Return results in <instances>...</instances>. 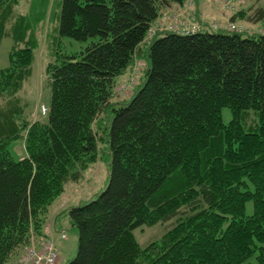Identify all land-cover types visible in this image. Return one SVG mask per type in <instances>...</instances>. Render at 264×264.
Listing matches in <instances>:
<instances>
[{
	"label": "trees",
	"instance_id": "trees-1",
	"mask_svg": "<svg viewBox=\"0 0 264 264\" xmlns=\"http://www.w3.org/2000/svg\"><path fill=\"white\" fill-rule=\"evenodd\" d=\"M185 1H62L59 37L90 44L47 64L45 121L23 106L0 109L8 124L0 130V264L22 255L33 235L47 237L51 206L98 162L104 138L109 182L69 210L79 240L68 264H264V34L198 24L189 35L149 37L163 11ZM16 6L0 0V41ZM249 21L264 26V7ZM20 24L10 28L14 39ZM32 62V47H13L0 95L23 89ZM138 66L144 82L127 101L117 88ZM15 140L27 153L19 160ZM171 221L140 247L136 230ZM53 224L59 238L65 232Z\"/></svg>",
	"mask_w": 264,
	"mask_h": 264
},
{
	"label": "rangeland",
	"instance_id": "rangeland-1",
	"mask_svg": "<svg viewBox=\"0 0 264 264\" xmlns=\"http://www.w3.org/2000/svg\"><path fill=\"white\" fill-rule=\"evenodd\" d=\"M35 1V2H34ZM63 0H19L20 6L15 7V14L11 16L5 27V34L0 41V71L9 66L10 51L14 46H28L33 48V62L31 64V75L25 81L21 91L13 93L4 92L0 95V109L13 110L14 107H24L33 119L46 120V115L42 113V106H46L49 110L52 99V90L48 85L46 76V67L53 59H60L62 55H75L83 51L89 42H78L70 38L59 37L58 25L56 21L60 14V8ZM32 3V5H31ZM35 3V5H33ZM199 9H198V8ZM264 7V0L247 1V0H186L182 7L174 6L169 10L163 11L160 19L161 24H155L157 31H163L173 23L186 24L188 27H198L200 25H209L214 29L211 32H221L220 29H229L233 26L242 32L243 36L264 34V26L262 24L251 23L249 20L257 8ZM195 10V11H194ZM191 12V13H190ZM199 12L201 21H192ZM24 17L19 19V15ZM190 19L191 22H188ZM176 20V21H175ZM181 22H177L180 21ZM18 21V22H17ZM20 24V29L16 27L17 38L14 39V33L11 26ZM18 23V24H17ZM206 23V24H205ZM16 24V25H15ZM218 29V30H217ZM56 30V32H55ZM53 34L52 50L48 47L47 41ZM58 35V36H57ZM163 34L158 35L161 37ZM18 43V44H17ZM51 52L53 55H51ZM144 74L140 72L135 75L137 86L128 94V90L119 89L121 96H125L127 101L133 97L142 82H144ZM131 77L130 71L121 77V84L125 79ZM15 104V105H14ZM12 108V109H11ZM224 123L228 124L232 118L231 111L227 108L222 111ZM4 120V119H3ZM1 121V120H0ZM3 129L8 124L6 121L0 123ZM7 125V126H4ZM11 154L15 160L24 158L27 153L24 142L15 140L10 146ZM109 144L106 138L100 143V155L96 164L83 172L82 177L77 182H70L66 186L65 193L59 197L51 206V212L48 218V227L53 228V221L60 229H64L67 240L62 241L59 251L58 264H68L72 261L78 252V234L73 229L68 212L71 208L77 207L84 202L96 198V194L102 191L109 182L110 154ZM254 213L253 202H248L246 206V214L248 216ZM174 226V222L157 224L153 226H145L134 232L141 248L147 247L150 243L159 240L168 230ZM33 238H36L34 235ZM29 245L25 248L27 250ZM21 255L12 263L15 264Z\"/></svg>",
	"mask_w": 264,
	"mask_h": 264
},
{
	"label": "built area",
	"instance_id": "built-area-1",
	"mask_svg": "<svg viewBox=\"0 0 264 264\" xmlns=\"http://www.w3.org/2000/svg\"><path fill=\"white\" fill-rule=\"evenodd\" d=\"M176 21V20H175ZM177 22H181L177 21ZM230 30H235L236 28L233 26L232 28H229ZM166 30L174 31L177 33H182L185 35H189L193 33L195 30H197V27H188L186 24L182 23H173ZM156 28H152L149 32V37H153L157 33ZM140 72V67L134 69L133 73L131 74V77L128 81L124 82V84H120L117 88V91L119 89H125L128 90V94H130L131 90L135 87L136 78L135 75ZM119 93V92H118ZM46 106H42V113L45 115L47 113ZM44 233L46 234V238L44 239H37V238H31L29 247L24 252V254L21 255L20 259L15 264H58L59 262V241L65 240L66 234L61 233L59 235V238L56 240L53 237V231L52 228L46 227L44 230Z\"/></svg>",
	"mask_w": 264,
	"mask_h": 264
},
{
	"label": "crops",
	"instance_id": "crops-1",
	"mask_svg": "<svg viewBox=\"0 0 264 264\" xmlns=\"http://www.w3.org/2000/svg\"><path fill=\"white\" fill-rule=\"evenodd\" d=\"M197 8H198V7H197ZM198 9H199V8H198ZM194 11H195V10H194ZM190 13H191V12H190ZM199 15H200L199 12H198V15H197V16H196V12L194 13V15L190 14V19H191V17H195V19H191V20H192V21L195 20L196 22H197V21L199 22V21H201L200 18H199ZM190 19H189L188 22H191ZM161 20H163V19H159L155 24L160 25V24H161V22H160ZM159 23H160V24H159ZM197 24H199V23H197ZM205 24H206V23H205ZM158 25H157V26H158ZM199 25H200V24H199ZM155 26H156V25H155ZM157 26H156V27H157ZM22 158H23V157H22ZM53 227H54V226H53ZM56 229H57V228H56V226H55V229H54V230H56ZM57 231H59V232H64L65 230H64V229H63V230H62V229H57ZM53 237H54L56 240L58 239V233H57L56 231H55V233L53 234ZM66 240H67V238H66L65 240H63V241H66ZM61 243H62V241H59V247L61 246Z\"/></svg>",
	"mask_w": 264,
	"mask_h": 264
}]
</instances>
